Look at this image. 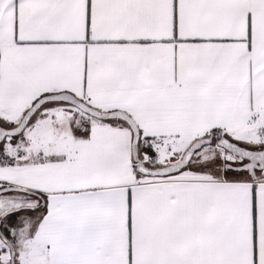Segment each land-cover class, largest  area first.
<instances>
[{
	"label": "snow or ice",
	"instance_id": "1",
	"mask_svg": "<svg viewBox=\"0 0 264 264\" xmlns=\"http://www.w3.org/2000/svg\"><path fill=\"white\" fill-rule=\"evenodd\" d=\"M0 264H264V0H0Z\"/></svg>",
	"mask_w": 264,
	"mask_h": 264
}]
</instances>
